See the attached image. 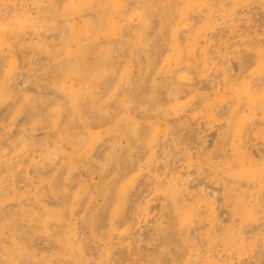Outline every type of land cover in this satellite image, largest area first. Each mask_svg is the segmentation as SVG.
Returning <instances> with one entry per match:
<instances>
[{"label":"bare ground","instance_id":"bare-ground-1","mask_svg":"<svg viewBox=\"0 0 264 264\" xmlns=\"http://www.w3.org/2000/svg\"><path fill=\"white\" fill-rule=\"evenodd\" d=\"M0 264H264V0H0Z\"/></svg>","mask_w":264,"mask_h":264},{"label":"rangeland","instance_id":"rangeland-1","mask_svg":"<svg viewBox=\"0 0 264 264\" xmlns=\"http://www.w3.org/2000/svg\"><path fill=\"white\" fill-rule=\"evenodd\" d=\"M93 182L97 184V179L95 177L93 178Z\"/></svg>","mask_w":264,"mask_h":264}]
</instances>
